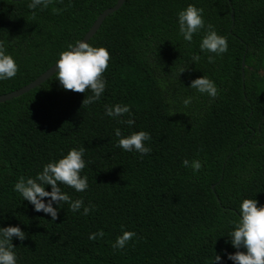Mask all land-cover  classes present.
Instances as JSON below:
<instances>
[{
  "label": "trees",
  "instance_id": "obj_1",
  "mask_svg": "<svg viewBox=\"0 0 264 264\" xmlns=\"http://www.w3.org/2000/svg\"><path fill=\"white\" fill-rule=\"evenodd\" d=\"M30 2L0 0V41L18 65L14 78L0 80V94L55 63L116 0H53L43 10L29 9ZM189 4L203 9L205 29L211 24L226 37L227 52L200 49L205 29L183 39L178 13ZM88 43L111 56L95 103L82 105L91 90H64L55 73L0 102V227L26 233L23 241L12 239L17 264H213L216 254V264H234L228 235L242 200L264 205V0H124ZM203 75L216 84L217 97L189 87ZM117 103L129 105L132 116H107L105 106ZM129 118L134 125L118 122ZM116 128L148 132L151 152L118 147ZM80 147L88 188L60 185L73 201L83 200L80 210L53 202L52 221L14 191L21 176L34 178ZM184 159H198L202 168L193 172ZM122 226L136 236L117 250ZM101 230L102 238L89 239Z\"/></svg>",
  "mask_w": 264,
  "mask_h": 264
},
{
  "label": "clouds",
  "instance_id": "obj_2",
  "mask_svg": "<svg viewBox=\"0 0 264 264\" xmlns=\"http://www.w3.org/2000/svg\"><path fill=\"white\" fill-rule=\"evenodd\" d=\"M53 0H31L28 8L35 10L38 6L41 9L47 8ZM55 14H60L64 9L53 8ZM203 9L189 4L178 13L179 33L185 41L191 42L193 35L205 29V21L202 16ZM200 49L204 52L215 53L217 56L228 51L226 37L219 35L213 25L208 24L201 39ZM111 59L110 52L104 46H92L85 40L76 41L59 53L55 66L56 78L64 90L77 93H86L91 90L92 95L85 97L83 104H93L100 99L106 88L104 73L108 68ZM199 60V57H193ZM208 62L214 63L215 57L208 56ZM184 70H182L183 72ZM18 65L11 54L6 52L5 44L0 41V80L11 79L16 76ZM189 87L198 90L202 94H207L211 98L217 97L218 88L214 81L203 75L191 81ZM183 104H191V97L185 98ZM105 114L110 117H122L124 114L132 116L129 105L115 104L105 106ZM119 123L132 126L135 124L133 118L119 120ZM115 136L118 138L117 146L127 152H138L141 155L151 152L150 147L145 146V141L151 139L148 132L144 130L132 131L128 135H123L120 128L115 129ZM84 147L72 148L62 158L50 161L43 166L41 172L33 177L25 178L21 176L14 184V191L18 192L24 200L34 205L37 212L43 211L50 214L52 221L58 217V208L53 206V202L60 205L66 202L73 212L80 210L83 205L82 199L73 201L71 197L61 190L60 185H66L75 189L76 192H83L88 188L87 176H81V172L86 167L83 155ZM183 165L191 167L193 172H198L202 168L201 162L188 159L183 160ZM46 185H51V191L46 190ZM50 198L45 203L44 198ZM93 206H84L83 214L88 215L94 209ZM233 230L229 233L231 244L237 249L234 253L228 254V259L234 264H264V205H259L256 199L245 198L239 206V219L231 222ZM18 237L21 241L26 238V233L19 226L0 227V264H17V257L13 251V237ZM104 232L98 231L89 235L90 240L103 237ZM136 236V233L123 230L118 235L114 249H124L127 243ZM243 248L245 251H241ZM221 260V256L216 254L213 264Z\"/></svg>",
  "mask_w": 264,
  "mask_h": 264
},
{
  "label": "water",
  "instance_id": "obj_3",
  "mask_svg": "<svg viewBox=\"0 0 264 264\" xmlns=\"http://www.w3.org/2000/svg\"><path fill=\"white\" fill-rule=\"evenodd\" d=\"M123 2H124V0H116L114 5H112L108 8H105L101 13H99L97 18L94 20L92 25L89 27L87 32L84 34V36L80 40H85L88 42L90 40V38L98 30V28L102 24L103 20L105 19V17L108 16L110 13L118 10L120 8V6L123 4ZM55 63H53L50 67H48L45 71H43L40 75H38L34 80L25 84L24 86H21L20 88L15 89L13 91H10V92L4 93V94H0V102L10 100L13 97L21 95V94L29 91L30 89L38 86L39 84H41L45 80H47L49 77H51L55 73V70H56Z\"/></svg>",
  "mask_w": 264,
  "mask_h": 264
},
{
  "label": "rangeland",
  "instance_id": "obj_4",
  "mask_svg": "<svg viewBox=\"0 0 264 264\" xmlns=\"http://www.w3.org/2000/svg\"><path fill=\"white\" fill-rule=\"evenodd\" d=\"M260 74H264V68L259 71Z\"/></svg>",
  "mask_w": 264,
  "mask_h": 264
}]
</instances>
